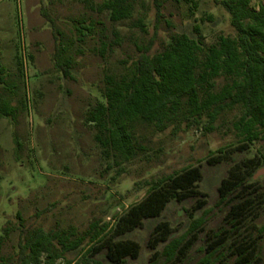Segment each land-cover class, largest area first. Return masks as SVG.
<instances>
[{"label":"rangeland","instance_id":"1","mask_svg":"<svg viewBox=\"0 0 264 264\" xmlns=\"http://www.w3.org/2000/svg\"><path fill=\"white\" fill-rule=\"evenodd\" d=\"M81 1L0 0V110L7 114L0 118V228L7 220L17 227L20 212L22 222L28 226L46 230L74 226L84 230L90 221H109L116 212L122 213L141 200L148 176L161 177L200 165L203 176L199 189L207 197L195 216L204 218L205 230L187 261L179 264H204L208 235L224 227L228 211V207L218 204L220 181L234 162L264 153V148L253 146L244 153L230 150L221 161L212 153L233 141L230 124L210 134L197 129L176 135L166 132L150 136L148 155L128 165V174L117 178L101 159L83 115L88 103L99 98L101 92L103 63L94 52L100 48V38L111 45L106 61L115 67L131 62L139 54L138 49L149 44L152 53L161 50L171 32L193 34L195 25L210 36L232 33L229 15L215 0H200L194 16L172 0H132V16L113 23L109 14L90 9V4H101L103 0ZM260 4L264 0H252L254 7ZM208 16L211 20L201 25L200 19ZM83 21L101 23L95 28L94 39L88 37L85 43L77 40L75 32ZM57 51L60 63L72 66L68 76L54 67ZM231 119L233 114L225 120ZM255 179L264 184V168L257 171ZM197 200L192 197L182 203L171 202L159 217L146 219L140 228L126 233L122 238L138 242L141 249L137 258L128 257L124 264H163L164 259L154 257L149 246L151 232L164 221L173 228L171 237H178L188 225L183 210L191 211ZM263 226L264 206L247 229L258 239L261 264ZM75 256L70 254L69 258ZM95 260L98 264H122L110 261L105 250L96 254ZM212 264H234V259L223 249Z\"/></svg>","mask_w":264,"mask_h":264},{"label":"trees","instance_id":"2","mask_svg":"<svg viewBox=\"0 0 264 264\" xmlns=\"http://www.w3.org/2000/svg\"><path fill=\"white\" fill-rule=\"evenodd\" d=\"M172 1L187 7L192 16L200 7V0ZM215 3L229 15L232 33L210 36L195 25L193 34L171 32L161 50L152 53L149 44L139 48L131 62L115 67L106 61L111 45L100 38V48L94 52L103 63L101 92L88 103L83 123L93 132L107 170L117 178L128 174V165L148 155L150 136L166 132L176 135L197 129L210 134L230 124L233 141L212 153L221 161L230 150L244 153L253 146L264 148V4L254 7L252 0ZM90 9L107 13L111 22L118 23L132 16L134 4L132 0H103L90 4ZM210 20V16L202 18L200 24ZM99 24L79 23L77 40L94 39ZM59 55L57 51L54 67L68 76L72 66L60 63ZM232 114L233 119L226 122ZM2 116L7 114L0 110ZM260 168H264L261 151L234 162L220 181L218 204L228 211L224 227L208 235L204 264H212L223 249L231 254L234 264H261L258 239L247 231L252 217L264 206V184L255 179ZM202 176L200 165L161 177L150 175L144 181L146 192L141 200L122 213L116 212L109 221H90L84 230L28 226L18 212L17 227L7 220L0 228V264H98L95 256L102 250L110 261L124 264L128 257L137 258L141 249L138 242L122 238L126 233L140 228L146 219L159 217L171 202L196 197L191 211L183 210L188 225L182 234L172 238L173 228L162 221L148 242L153 256L162 257L163 264L186 262L205 230L204 218L195 216L207 197L199 189ZM261 229L264 231V226ZM160 244L164 245L158 250ZM70 254L76 256L69 258Z\"/></svg>","mask_w":264,"mask_h":264}]
</instances>
